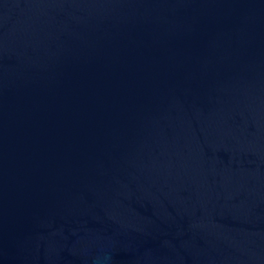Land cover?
<instances>
[{
	"label": "water",
	"instance_id": "1",
	"mask_svg": "<svg viewBox=\"0 0 264 264\" xmlns=\"http://www.w3.org/2000/svg\"><path fill=\"white\" fill-rule=\"evenodd\" d=\"M0 264H264V0H0Z\"/></svg>",
	"mask_w": 264,
	"mask_h": 264
}]
</instances>
